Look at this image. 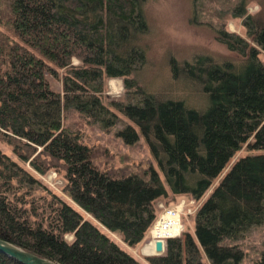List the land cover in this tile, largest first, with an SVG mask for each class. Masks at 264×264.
I'll list each match as a JSON object with an SVG mask.
<instances>
[{"label": "trees", "instance_id": "trees-1", "mask_svg": "<svg viewBox=\"0 0 264 264\" xmlns=\"http://www.w3.org/2000/svg\"><path fill=\"white\" fill-rule=\"evenodd\" d=\"M143 3L0 0V143L37 174H60L61 192L93 220L0 150V239L58 264H142L106 232L134 249L156 200L185 197L201 200L193 234L165 238L145 263L241 264L237 241L264 223V21L247 14L245 38L221 23L212 38L227 55L167 54V83L147 88L137 80L150 62ZM244 4L231 15H244ZM114 78L122 96L105 103L103 79ZM70 110L102 130L125 118L115 134L125 144L141 136L155 168L127 158L115 166L106 147L63 124ZM241 148L252 153L227 167ZM0 264L21 263L0 252ZM254 264H264V249Z\"/></svg>", "mask_w": 264, "mask_h": 264}, {"label": "rangeland", "instance_id": "rangeland-1", "mask_svg": "<svg viewBox=\"0 0 264 264\" xmlns=\"http://www.w3.org/2000/svg\"><path fill=\"white\" fill-rule=\"evenodd\" d=\"M238 0H144L143 9L148 23V33L143 38L144 44H147V57L150 62L138 82L147 88L160 86L167 83L166 70L164 66V58L167 54L176 57H184L190 52L205 53L225 56L227 50L212 38V29L221 23L230 32L246 37L245 29L242 25V19L247 15H256L264 21V0H245V14L240 17L231 15V10ZM213 26V27H212ZM260 58H264V54H260ZM72 63L78 61L72 59ZM49 86L52 90L61 92V84L57 79L50 75H46ZM103 102L120 100L123 88L120 79H103ZM118 123L115 127L108 130H102L97 125L86 124L74 111H68L64 115L63 124L76 129L81 135V139L87 145L101 144L106 147L108 152L113 155L112 162L115 166L123 164L122 158H127V164L131 166L143 165L155 168V163L141 136L133 144H125L115 133L123 125L127 124V120L120 115ZM0 150L5 152L10 159L14 160L19 166L24 168L31 176L36 178L48 190L57 195L60 199L76 208L86 219L93 220L82 212L61 192L64 184L60 174L50 170L44 175L37 174L30 169L27 164L17 161L16 157L9 151V148L0 143ZM261 152L264 153V150ZM252 153L241 148L236 152L228 163L227 167L239 156ZM209 192V190L207 191ZM205 196V195H204ZM202 196V198L204 197ZM169 196L164 199H157L156 205L160 209L164 207L163 201H167ZM186 200L185 197H179L178 201ZM199 201V200H198ZM201 201V200H200ZM196 204V203H195ZM173 204H168V206ZM194 205H191V209ZM158 213V214H159ZM180 232L177 237H182L183 233L193 234V212L190 214H182L179 217ZM99 227V226H98ZM104 231L101 227H99ZM105 232V231H104ZM123 250L132 255L142 264H146L142 259L144 255L151 253L141 252L144 244L150 239L147 233L144 239L134 249L126 247L118 237L109 234ZM70 236H67L69 239ZM243 257L241 264H254L261 250L264 249V223L250 228L244 237L237 241Z\"/></svg>", "mask_w": 264, "mask_h": 264}, {"label": "built area", "instance_id": "built-area-1", "mask_svg": "<svg viewBox=\"0 0 264 264\" xmlns=\"http://www.w3.org/2000/svg\"><path fill=\"white\" fill-rule=\"evenodd\" d=\"M186 199V198H185ZM196 203V204H195ZM200 203L199 201H195L194 199L188 198L185 201L181 200L173 204V206H167L162 209V211L157 215L156 219L150 226V228L147 231V236H149L150 239L147 240V242L152 243V250L154 253V242L156 240H161L164 241L165 238L168 237H177L180 232V222H179V217L182 214H190L194 213L195 209L197 208L198 204ZM191 205H194V207L191 209ZM163 214H170L171 215V220L164 221L162 218ZM161 221V227L163 230V233L161 235H152L150 233L151 228L155 226V224L158 221Z\"/></svg>", "mask_w": 264, "mask_h": 264}, {"label": "water", "instance_id": "water-1", "mask_svg": "<svg viewBox=\"0 0 264 264\" xmlns=\"http://www.w3.org/2000/svg\"><path fill=\"white\" fill-rule=\"evenodd\" d=\"M163 250V241L154 242V253L160 254ZM0 252L21 264H58L48 258L33 254L14 244L0 239Z\"/></svg>", "mask_w": 264, "mask_h": 264}, {"label": "bare ground", "instance_id": "bare-ground-1", "mask_svg": "<svg viewBox=\"0 0 264 264\" xmlns=\"http://www.w3.org/2000/svg\"><path fill=\"white\" fill-rule=\"evenodd\" d=\"M162 218L164 221L171 220V215L170 214H163ZM161 221L159 220L153 228H151L150 233L152 235H161L163 233L162 230V225Z\"/></svg>", "mask_w": 264, "mask_h": 264}, {"label": "crops", "instance_id": "crops-1", "mask_svg": "<svg viewBox=\"0 0 264 264\" xmlns=\"http://www.w3.org/2000/svg\"><path fill=\"white\" fill-rule=\"evenodd\" d=\"M144 254V253H143Z\"/></svg>", "mask_w": 264, "mask_h": 264}]
</instances>
